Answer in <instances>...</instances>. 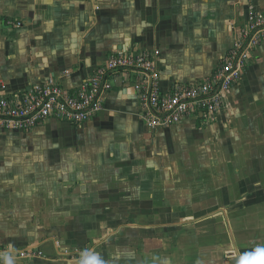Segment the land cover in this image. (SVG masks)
<instances>
[{"label": "crops", "instance_id": "0c3cea01", "mask_svg": "<svg viewBox=\"0 0 264 264\" xmlns=\"http://www.w3.org/2000/svg\"><path fill=\"white\" fill-rule=\"evenodd\" d=\"M251 9L264 12V0H0V79L9 92L48 77L75 89L117 49L138 46L160 52L169 91L211 76ZM133 83L117 81L83 126L0 134L31 145L42 129L56 139L34 167L0 151V245L14 251L0 264H148L138 245L167 251L171 197L185 212L253 203L207 219L214 226L222 217L225 236L212 227L197 237L225 250L227 264H264V42L214 124L151 131ZM170 187L186 190L174 197Z\"/></svg>", "mask_w": 264, "mask_h": 264}, {"label": "built area", "instance_id": "2783aa9c", "mask_svg": "<svg viewBox=\"0 0 264 264\" xmlns=\"http://www.w3.org/2000/svg\"><path fill=\"white\" fill-rule=\"evenodd\" d=\"M263 42L264 12L251 9L245 25L237 30L234 46L222 56L216 71L193 83L176 82L169 91L160 84V52L138 46L117 49L75 89L48 77L23 90L9 92L0 79V134L30 133L49 122L83 126L103 111L104 96L117 81L134 82L142 118L151 131L187 120L214 124L228 109L231 91L243 78L252 53ZM88 252L76 251L73 257ZM13 253L9 246L0 245L1 262ZM29 255L28 251L18 253L20 258Z\"/></svg>", "mask_w": 264, "mask_h": 264}, {"label": "rangeland", "instance_id": "374dc122", "mask_svg": "<svg viewBox=\"0 0 264 264\" xmlns=\"http://www.w3.org/2000/svg\"><path fill=\"white\" fill-rule=\"evenodd\" d=\"M42 132L43 131L41 129L39 133L33 136L34 141L31 145H26L24 137H21L20 134H12V136H6L4 139L0 140V151L7 154L10 158H13V161H29L30 163H33L34 167V162H36L37 158L41 157L42 153L48 150L46 149L48 142L50 144H54L56 142V139H52L51 137L48 138L46 136L47 134H42ZM27 154H30L29 158L27 157ZM170 188L171 191H173L172 196L174 197L177 191H182V193H184V191L186 190V187ZM195 189V187L191 188V190H193L192 198L196 197V194L198 193L195 191ZM184 198L185 197H182V199ZM242 198L236 203L242 202ZM167 200L170 201L169 198H167ZM196 204L188 207V212H185V204H182L181 206L179 198L175 197V200L173 201V198L171 197V208L169 209L170 220L168 221L166 219L165 222L162 223V227L163 225H165L166 227L170 228V230L167 231L168 234L165 242L167 251L163 252L162 250L159 256L148 254L149 252H145L143 250L144 245L143 241L141 240V243H139V245L137 244L140 247V252H143L141 253V257H139V260L143 261L144 259V261L146 262L151 259L148 264H227L226 258H224V256H226L224 255L225 250L223 251L221 249H218L217 247H214L210 237L203 240L205 236H201L198 238L197 234L201 233L206 235L211 232L212 227H215V232H217L219 235L225 236L227 231L226 221L224 223L222 217L217 216L221 221H217L216 224H213L214 226H211V224H206L205 222L207 221V219L210 220L211 218H214L213 215H215L219 211L225 212L226 216L229 212L227 210L228 206L219 207L214 210L211 209L212 205L202 207L196 206ZM198 210L204 211H201L198 215H196L195 213ZM187 213L190 214V216H186L187 221H184L185 219L182 218V215ZM226 218L227 217H225V219ZM159 226L160 225H157V227ZM218 228H223L224 230L218 231ZM140 231H142L141 234H144L143 232H145V230ZM201 234H199L198 236H200ZM162 248H164V246ZM151 252H153V250H151ZM215 259H218L217 263H214L213 260Z\"/></svg>", "mask_w": 264, "mask_h": 264}, {"label": "trees", "instance_id": "16d2710c", "mask_svg": "<svg viewBox=\"0 0 264 264\" xmlns=\"http://www.w3.org/2000/svg\"><path fill=\"white\" fill-rule=\"evenodd\" d=\"M253 203H237L233 206H231L230 208H228L227 210L232 213V212H235V211H238V210H241V209H244L246 206H249Z\"/></svg>", "mask_w": 264, "mask_h": 264}]
</instances>
